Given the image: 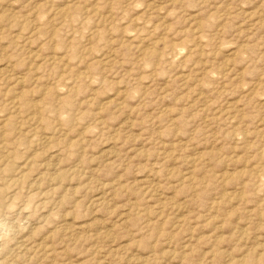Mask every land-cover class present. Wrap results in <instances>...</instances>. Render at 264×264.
Instances as JSON below:
<instances>
[{
  "label": "rangeland",
  "instance_id": "1",
  "mask_svg": "<svg viewBox=\"0 0 264 264\" xmlns=\"http://www.w3.org/2000/svg\"><path fill=\"white\" fill-rule=\"evenodd\" d=\"M0 264H264V0H0Z\"/></svg>",
  "mask_w": 264,
  "mask_h": 264
},
{
  "label": "bare ground",
  "instance_id": "2",
  "mask_svg": "<svg viewBox=\"0 0 264 264\" xmlns=\"http://www.w3.org/2000/svg\"><path fill=\"white\" fill-rule=\"evenodd\" d=\"M101 198V197H100Z\"/></svg>",
  "mask_w": 264,
  "mask_h": 264
}]
</instances>
